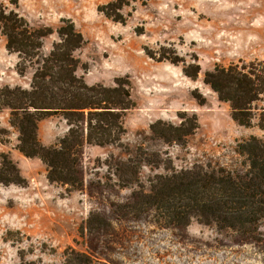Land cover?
<instances>
[{
  "label": "rangeland",
  "instance_id": "obj_1",
  "mask_svg": "<svg viewBox=\"0 0 264 264\" xmlns=\"http://www.w3.org/2000/svg\"><path fill=\"white\" fill-rule=\"evenodd\" d=\"M110 2L0 0L33 28L56 29L69 20L83 38L73 53L77 75L89 86L120 80L131 104L122 112L116 144L84 146L79 190L49 182L46 165L20 153L9 111L0 110V160L7 155L25 180L0 184V264H63L71 251L94 264H264V221L255 233L195 220L166 227L156 209L133 198L148 193L149 180L159 174L194 166L246 170L238 145L250 136L264 140L258 127L264 95L254 105L253 125L241 127L203 79L216 66L264 62V0H139L123 9L122 23L98 11ZM56 41V34L44 38L42 54ZM18 62L0 34V89H30L33 69L20 75ZM195 66L199 72L191 79L184 71ZM193 117L197 129L184 144L151 133L157 121L178 126ZM67 130L60 115H49L38 123L37 136L56 147ZM127 160L146 162L139 186L118 182L117 164Z\"/></svg>",
  "mask_w": 264,
  "mask_h": 264
},
{
  "label": "trees",
  "instance_id": "obj_2",
  "mask_svg": "<svg viewBox=\"0 0 264 264\" xmlns=\"http://www.w3.org/2000/svg\"><path fill=\"white\" fill-rule=\"evenodd\" d=\"M136 1L139 0H111L98 11L107 19L122 23L123 9ZM0 34L5 38L6 50L19 58L17 72L24 75L33 69L30 89H0V110L9 111V124L18 132V150L46 165L49 182L81 189L84 146L103 147L120 140L122 112L131 107L124 84L118 80L110 87L89 86L77 75L79 60L73 53L82 46L83 38L69 20L61 21L56 29L33 28L17 11L0 4ZM52 34L58 41L47 54H42L43 39ZM195 67L192 73L185 70V75L195 79L199 72V67ZM203 80L219 101L230 105L231 118L237 125H253L254 105L264 95V62L216 66L205 73ZM55 114L66 121L68 130L56 147H46L38 139V123ZM258 127L264 129V111L259 114ZM196 129L194 117L178 126L161 121L150 126L158 139L177 144H184ZM238 153L247 165L242 173L194 166L159 174L149 180L148 193L140 191L133 198L147 209H156L166 227H187L195 220L219 230L255 233L264 221V140L250 136L238 145ZM141 161L144 160L117 164L121 186H139V170L146 163ZM23 183L25 180L12 160L1 155L0 184ZM63 264L94 263L87 255L71 251Z\"/></svg>",
  "mask_w": 264,
  "mask_h": 264
}]
</instances>
